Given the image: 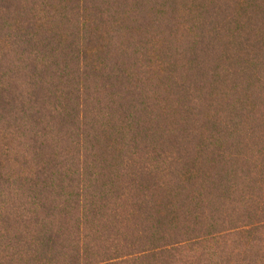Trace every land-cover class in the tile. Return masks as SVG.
Returning a JSON list of instances; mask_svg holds the SVG:
<instances>
[{
	"label": "trees",
	"instance_id": "1",
	"mask_svg": "<svg viewBox=\"0 0 264 264\" xmlns=\"http://www.w3.org/2000/svg\"><path fill=\"white\" fill-rule=\"evenodd\" d=\"M0 264H264V0H0Z\"/></svg>",
	"mask_w": 264,
	"mask_h": 264
}]
</instances>
